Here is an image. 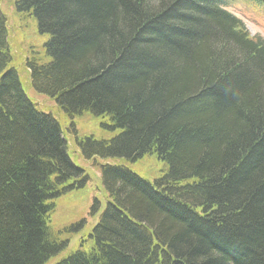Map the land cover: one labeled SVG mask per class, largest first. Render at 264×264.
Segmentation results:
<instances>
[{
	"label": "trees",
	"instance_id": "1",
	"mask_svg": "<svg viewBox=\"0 0 264 264\" xmlns=\"http://www.w3.org/2000/svg\"><path fill=\"white\" fill-rule=\"evenodd\" d=\"M232 1L6 0L18 22L35 18L50 35L23 53L0 4V264L64 251L56 199L89 180L18 66L70 130L86 112L118 130L76 136L108 201L55 264H264V39L226 9ZM147 154L167 165L154 182L109 162Z\"/></svg>",
	"mask_w": 264,
	"mask_h": 264
},
{
	"label": "rangeland",
	"instance_id": "2",
	"mask_svg": "<svg viewBox=\"0 0 264 264\" xmlns=\"http://www.w3.org/2000/svg\"><path fill=\"white\" fill-rule=\"evenodd\" d=\"M0 4L4 12L10 16L12 34L18 36L15 49L23 53L25 49L29 48L28 46L32 45L36 50H39L49 39L50 35L48 33L42 34L38 31L37 20L35 18L31 19L32 22H30L29 27L28 22L26 24L24 21L18 22V17L14 16L13 7L6 0H0ZM226 9L240 17L252 35L264 39V11L257 9L248 0H234L226 5ZM21 25L25 28L22 35H20ZM18 64L19 62H16V66ZM18 70L22 86L28 97L35 103H38V107L44 112H48V107H52L54 116L60 120L66 135L68 154L73 162L84 169L89 176L88 182L83 186L70 189L56 199L57 208L53 215V228L62 231L63 237L68 239L69 242L68 247L64 251L52 257L46 263L55 264L70 252L80 247L82 239L88 237L93 227L99 221V216L107 206L108 201V192L103 185L101 172L96 165L92 164V160L86 159L81 154L78 138L94 136L99 140H110L118 133V130L110 131L109 127L104 126V124H109L108 118L96 117L91 112H86L74 118L77 133L74 130H70L69 121L71 118H60L56 114L57 110L53 107L55 101L48 96L38 93L32 86H29L27 72L21 66H18ZM97 159L104 162L103 158ZM109 162L123 164L134 173L151 182H154L167 168L164 162L151 154H147L135 162L121 160L115 162V160L111 159H109Z\"/></svg>",
	"mask_w": 264,
	"mask_h": 264
}]
</instances>
